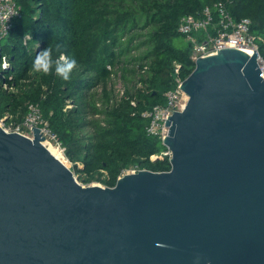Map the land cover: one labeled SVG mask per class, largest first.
Masks as SVG:
<instances>
[{"label": "water", "instance_id": "water-1", "mask_svg": "<svg viewBox=\"0 0 264 264\" xmlns=\"http://www.w3.org/2000/svg\"><path fill=\"white\" fill-rule=\"evenodd\" d=\"M259 52L198 58L167 116V172L81 185L33 129L0 126V264H264Z\"/></svg>", "mask_w": 264, "mask_h": 264}, {"label": "trees", "instance_id": "trees-1", "mask_svg": "<svg viewBox=\"0 0 264 264\" xmlns=\"http://www.w3.org/2000/svg\"><path fill=\"white\" fill-rule=\"evenodd\" d=\"M16 1L20 16L0 43V120L12 116L22 124L29 105H38L72 171L86 184L114 187L133 166L170 171V157L150 159L168 148L148 133L150 120L143 115L165 106L166 93L195 69L193 46L178 30L183 17L226 3L235 20L252 21L264 66V0ZM49 43L75 59L69 80L54 70L51 75L31 72L36 55ZM3 56L10 69L3 67ZM144 66L148 69L142 72ZM116 77L126 90L122 98L114 89Z\"/></svg>", "mask_w": 264, "mask_h": 264}, {"label": "built area", "instance_id": "built-area-1", "mask_svg": "<svg viewBox=\"0 0 264 264\" xmlns=\"http://www.w3.org/2000/svg\"><path fill=\"white\" fill-rule=\"evenodd\" d=\"M19 16L20 9L16 0H0V43L9 35L15 19ZM251 28L252 21L249 18H243L239 21L235 20L230 14L227 4L219 2L213 6L204 8L199 16L188 15L183 17L178 30L181 35L185 36L187 42L192 44V57L195 62L198 58L215 55L224 48H236L241 51L251 50L254 54L255 51H258V45ZM259 63L263 70L262 76L264 77V66L260 57ZM3 67L5 69H10L11 67V63L6 56H3ZM147 69L148 66H144L142 72H145ZM176 72L179 73L178 65ZM114 82L116 94L120 98L124 97L126 90L120 77L114 78ZM178 83V87L175 90L166 93L167 102L165 106H156L143 115L150 120L148 133L160 137L162 140H164L167 116L171 117L174 112L184 110L188 102V97L179 88L183 81L178 80ZM9 118H12V116H6L1 121L4 122ZM33 127L39 128L41 134L43 132L42 135L44 137L51 136L54 138L62 152L65 151L56 136L50 131L48 123L44 120L38 105H29L28 113L22 124L2 128L8 133H18L29 138L30 133L34 134L33 129H31ZM171 155V151L168 150L160 155H153L150 159L154 161L167 156L171 158ZM139 171L141 169L133 166L125 170L119 178L126 174H136Z\"/></svg>", "mask_w": 264, "mask_h": 264}, {"label": "clouds", "instance_id": "clouds-1", "mask_svg": "<svg viewBox=\"0 0 264 264\" xmlns=\"http://www.w3.org/2000/svg\"><path fill=\"white\" fill-rule=\"evenodd\" d=\"M60 47L59 44L53 45L49 43L45 49L36 55L32 63L31 72L51 75L54 70L55 75L61 77L65 81L69 80L76 67V61L61 53ZM54 54L59 55L54 59Z\"/></svg>", "mask_w": 264, "mask_h": 264}, {"label": "rangeland", "instance_id": "rangeland-1", "mask_svg": "<svg viewBox=\"0 0 264 264\" xmlns=\"http://www.w3.org/2000/svg\"><path fill=\"white\" fill-rule=\"evenodd\" d=\"M176 43H177V44H180V43H181V40H176ZM114 83H115V82H114ZM12 120H13L12 118L6 119L4 122L0 120V126H1V127H5V128L13 127L14 125H16V123L13 122ZM46 138H47L48 141H50V142L53 144L52 148H59L58 143H57V141H56L54 138H52L51 136H48V137H46ZM46 147H47V148H48V147L51 148V145H50V144H47ZM59 149H60V148H59ZM60 151L62 152L61 149H60ZM62 153H63L64 159H65V164H66V166L72 170V169H73V165H72L71 161L66 157V155H65L64 152H62ZM74 175H75L77 181H78L81 185H83V186H85V187H88V186H94V185L105 187V185H104L103 183H101V182H96V181L93 182V183H91V184H86V183H84V182L81 180L80 174H78V173H74Z\"/></svg>", "mask_w": 264, "mask_h": 264}, {"label": "bare ground", "instance_id": "bare-ground-1", "mask_svg": "<svg viewBox=\"0 0 264 264\" xmlns=\"http://www.w3.org/2000/svg\"><path fill=\"white\" fill-rule=\"evenodd\" d=\"M245 52H248L250 54L253 55V52L251 50H247ZM44 146L46 147L47 144L46 143H43ZM47 148V147H46ZM47 150L51 153V155H53L56 159H58L60 162H62L63 164H65V159H64V156H63V153L60 151L59 148H51L48 147ZM66 165V164H65Z\"/></svg>", "mask_w": 264, "mask_h": 264}]
</instances>
